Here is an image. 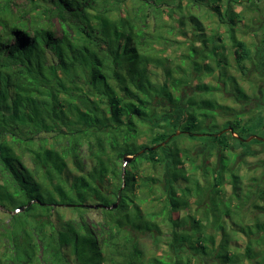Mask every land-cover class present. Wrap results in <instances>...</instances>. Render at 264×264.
<instances>
[{"label": "trees", "instance_id": "trees-1", "mask_svg": "<svg viewBox=\"0 0 264 264\" xmlns=\"http://www.w3.org/2000/svg\"><path fill=\"white\" fill-rule=\"evenodd\" d=\"M254 1L0 2V264H198L210 245L218 264H264V219L248 223L244 209L264 214V188L242 193L230 168L234 147L264 144V116L262 138L250 141L242 112L219 121L232 110L225 89L250 103L229 55L250 60L241 73H264L252 67L264 58L255 61L236 33L247 24L235 6ZM260 42L254 53H264ZM227 136L229 155L206 168L213 180L204 186L180 140ZM146 162L163 167L161 180L144 173ZM227 176L236 207L222 190ZM157 182L164 198L150 196ZM191 198H208L201 218L177 216ZM223 217L238 228L229 232ZM147 236L161 251L147 248Z\"/></svg>", "mask_w": 264, "mask_h": 264}, {"label": "rangeland", "instance_id": "rangeland-1", "mask_svg": "<svg viewBox=\"0 0 264 264\" xmlns=\"http://www.w3.org/2000/svg\"><path fill=\"white\" fill-rule=\"evenodd\" d=\"M4 0H0V2H3ZM255 3L252 4L251 2L246 3V5L238 4L235 6L234 11L236 14L240 13L245 15L244 21L246 22L247 26L241 25L240 28L237 29L236 33L237 36L241 39L242 42H244L249 49V54L254 55L255 61H258L259 58H264V53H254V46H251L253 44H261L260 41L264 39V0H255ZM27 3V0H12L11 7L13 10L21 9L25 4ZM235 14V15H236ZM206 24H209V28L215 27L216 20L213 18H210L209 20H205ZM222 31H225V27L221 26ZM224 32V33H225ZM230 47V41H228V48ZM264 48V46H263ZM229 55V54H228ZM229 61L231 63V67L229 68V72L233 73L238 82L241 84L242 91L249 95V101L250 103L248 105L246 104H240L237 100L234 99L233 92L229 89L224 90V98H221V102L225 103L226 105H229L232 110L224 109L225 111L222 112V115L219 116V121H222L224 119H233L235 117L236 112H242L244 118V123L246 127L249 128V132H246L248 141L258 137L262 138L263 130L261 128L260 122H258V117L261 112V115L264 116V73H255L250 72L249 74H244L239 71L237 67H250L251 63L247 60L238 62L237 58H235L233 55H229ZM263 63L259 66H252V67H260V70H264V60L262 59L261 62ZM246 62V63H245ZM245 63V64H244ZM259 70V71H260ZM207 80H210V78H207ZM182 107H185V104L182 105ZM165 109H168V107H164ZM170 111L174 112L177 116L179 115V108L172 106L169 108ZM235 110V111H233ZM249 121V122H248ZM248 122V123H247ZM230 131V130H229ZM259 134V135H257ZM149 133L143 134V136L140 138V142H150L148 140ZM232 137L239 138L238 133H232ZM184 138V137H183ZM181 139L182 147H187L188 151L190 152L189 159H183L186 160V167L191 171H193V165L199 166L201 165V169L198 168L194 170V173L200 177L201 183L206 186L209 181H212V171L207 170V167H212L218 162L219 157L228 156V148L226 144L233 143L234 140L227 136L226 139H215L213 137H209L207 140H197V139ZM248 144V143H245ZM235 146V145H234ZM246 146V147H245ZM243 145V147H234L233 153H238L239 158L238 160L233 164V161H235V157L230 154L229 157L232 156V162L230 165V168L237 173L239 176H241V184L240 189L242 193H245L247 191H258L257 189L264 188V144L261 143H252L251 144V150H245L247 149V145ZM214 167V166H213ZM142 170L144 173L150 175V177L156 178V179H162L163 174V167L157 165L153 166L150 163H144L142 166ZM229 175V173H227ZM223 191L225 194V198L231 200L233 207H236L237 204H239V201L233 194V188L230 183V176H227L224 182ZM154 187L150 190V196L151 197H159L164 198L165 194L162 189V183L157 182L153 184ZM256 195V194H255ZM254 201H260L255 196ZM156 203L159 204L158 200ZM208 203V198L204 199V202L202 205L198 206L195 199L191 198L189 204L190 206L187 207L186 210H181L177 216H184L186 214H192L197 217L201 218V211L206 208ZM246 209V222L252 223L254 218L259 216L261 219H264V214L260 213V210L254 209L252 206L250 207H244ZM100 211H92L90 214V218H98L100 216ZM224 218V217H223ZM211 220L214 219V217L211 216ZM225 219V225L227 226V229L229 232H231L234 229H237V226H232L230 222V218H224ZM223 219V220H224ZM234 219L238 221V217L234 216ZM210 220V221H211ZM207 221L206 219L202 218L200 227L203 228L204 225L206 226V230L214 233L217 238H220V233L218 230L213 226L212 221ZM162 227L167 230L168 225L165 223H162ZM233 238H238L241 244H244V242H247L248 237L239 232L236 233L235 231ZM233 234V233H232ZM145 243L147 245V248L150 250L156 251L157 246L152 245L151 238L146 237ZM163 246V245H161ZM211 245L208 248V253L205 255H201L198 257V264H218L217 259L215 258L214 251H211ZM164 249H167V247H162ZM237 249V248H235ZM239 250H243L239 248ZM161 250H158L156 252H159ZM238 251V250H237ZM241 264H261L259 262L250 261L247 259H244V261Z\"/></svg>", "mask_w": 264, "mask_h": 264}, {"label": "water", "instance_id": "water-1", "mask_svg": "<svg viewBox=\"0 0 264 264\" xmlns=\"http://www.w3.org/2000/svg\"><path fill=\"white\" fill-rule=\"evenodd\" d=\"M178 133V132H177ZM134 156L135 155H126L125 157H124V161L125 162H129V161H131V159L132 158H134ZM103 204H100V205H96V204H92V205H90L91 207H97V206H102ZM117 204H115V206H116Z\"/></svg>", "mask_w": 264, "mask_h": 264}]
</instances>
